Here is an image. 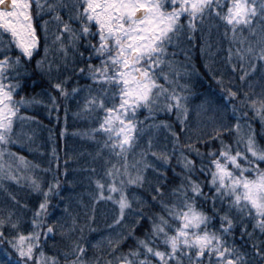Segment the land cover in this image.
<instances>
[{
    "label": "snow or ice",
    "instance_id": "obj_1",
    "mask_svg": "<svg viewBox=\"0 0 264 264\" xmlns=\"http://www.w3.org/2000/svg\"><path fill=\"white\" fill-rule=\"evenodd\" d=\"M38 19L44 48L33 67L40 44ZM73 22L79 26L73 27ZM213 29L217 33L223 29L229 41L226 65L231 66L230 76L240 73L237 88H226L223 76L217 75L214 57L223 49L222 41H213ZM197 43L206 74L226 93L219 99L189 86ZM84 51L89 53L87 61ZM93 56L99 63L91 62ZM80 63L86 67H78ZM70 65L78 78L91 81L73 86L71 93ZM35 73L56 94L21 95L29 80L33 88L38 86ZM70 95L80 97L75 115L95 117V127L82 133L97 143L94 156L89 153L91 164L85 161L80 169L91 200L84 223L63 200L59 218L53 219L52 199L64 192L59 176L42 179L32 171L38 165L11 150L32 139L35 118L21 114L25 106L44 103L50 112H58L60 101ZM229 108L232 115L226 123L221 114ZM141 110L143 120L138 118ZM160 113L174 114L180 133L159 119ZM254 119H259L264 135V0H0V188L19 208L0 209V251L7 254L0 264H60L61 257L64 264H100L98 257L88 258L83 236L85 227L94 223L100 202L114 206L108 228L115 236L109 238L107 255L115 260L105 264H264V239L257 236V231L264 236V167H260L264 146L258 143ZM209 126L211 134L201 131ZM161 132L166 133L163 143ZM193 132L195 140L189 135ZM181 133L186 137L182 146ZM225 133L233 136L232 142L225 141ZM213 140L220 147L209 146L206 156L196 147ZM191 153L195 156L190 158ZM52 155L59 172L55 148ZM100 160L104 162L98 172L95 164ZM43 172H52L51 160ZM200 174L203 180L196 178ZM61 175L73 184L66 166ZM4 181L27 183L39 203L29 208ZM145 184L151 201L139 203L159 208L147 217L129 195L131 187ZM217 217L219 228L214 223ZM144 219L150 231L135 238V246L126 253L117 254L123 241L135 237L134 231L125 232L121 226L135 229ZM236 228L241 239L247 236L245 245L250 242L251 251L236 244ZM58 231L73 239L67 248L49 255L45 246L52 240L55 247Z\"/></svg>",
    "mask_w": 264,
    "mask_h": 264
},
{
    "label": "trees",
    "instance_id": "obj_2",
    "mask_svg": "<svg viewBox=\"0 0 264 264\" xmlns=\"http://www.w3.org/2000/svg\"><path fill=\"white\" fill-rule=\"evenodd\" d=\"M63 18L67 19V14H63ZM43 19H48V17H43ZM40 23L41 20L38 19L36 21L35 26L37 27V30L39 32L40 36V44L37 49L38 54L34 57L32 61L33 67L35 66V60L40 59V57L43 55V48H44V34L42 31H40ZM181 23H184L182 20ZM78 22H73V27H78ZM207 27V26H205ZM94 30V29H93ZM200 33L197 32V40L199 39ZM244 35H247L245 32ZM212 38L213 41H216L219 39L222 41V53L219 57H214L216 64V70L217 75L223 76L224 79V86L227 87H233L237 88L240 85L239 80V71L237 73L230 76L231 73V66L226 65V57H227V49L229 46V41L224 39L223 36V29H220L219 33L213 29L212 32ZM81 50H83L81 46ZM89 53L87 51H84L83 53V59L85 61L88 60ZM71 52L69 55V60L71 61ZM76 61H80L81 57L79 56V53L76 54L75 57ZM92 63H99V60L93 56ZM191 64L193 66V73L191 76L190 81H188L189 86L193 88V90L199 94L203 95H209L213 96L216 99H219L221 95H225L226 93L221 92V86L217 83L215 79H213L210 75L206 74L205 69V61L201 58L200 50H199V44L197 43V46L193 49L192 52V59ZM78 67H86V64L80 63L78 64ZM69 75L70 80L68 83V91L71 93V88L73 86H84L86 83H91V81H86L83 77L78 78L77 75L72 73L71 65L69 67ZM255 80V78H253ZM33 80L37 82V87H32V81H28V85L26 88H23L21 90V95H24L26 97H33L37 96V98H40L38 94H40L43 91H51L53 94H56L54 90L50 89L47 80H42L39 73L33 74ZM255 91L259 92L260 87L259 84L255 85ZM83 95V94H82ZM16 99H19V96L16 97ZM80 97H77L76 99H72L71 95L67 101H60V108L57 112L55 109H52L51 112L49 111V108L44 104H33L25 106L22 110V115L34 117L35 119L31 121V128L30 132L32 135V139L25 143L23 146H13L12 151L17 152L18 155L24 156L31 164L38 165L39 167L32 170L40 174L41 178L45 175L48 176V178H51L52 176H59L62 187L64 189V192L61 196H56L52 199V205L53 208L50 210L53 213V219L59 218L60 212L62 211L64 204L60 203L62 200L68 203L69 205V211L79 217V223H84V216L85 212H89L90 214V208L87 207L91 204L90 196H89V190H88V182L86 179H84L83 175L80 172V169L85 166V161H88L89 164H91V161L93 159V156L97 150V143L93 141L92 139L88 138L87 136L82 135L85 131H90L92 127H95V117L89 119V118H82L75 113L79 111V104L78 100ZM65 107H67V113L65 112ZM195 114L193 113V116ZM225 122L227 123V117H230L232 115L231 108H229L227 113L221 114ZM252 113L249 110V116L251 117ZM138 118L140 120H143L145 118V113L143 110L140 111ZM158 118L162 120H167L169 123H171L176 130L177 133H180V124L179 121L175 120V115L172 114L171 116L167 114L160 113L158 114ZM232 123H235V120L232 121ZM253 126L255 129V132L257 133L258 137V143L260 146H264V135H261V127H260V121L259 119L253 120ZM63 130V137L61 136V131ZM202 132H206L211 134L212 128L211 126L203 128L201 130ZM166 135V133L161 132L159 135V139L161 143H163V138ZM189 135L192 136L193 140H195V137L197 133H189ZM99 139V137L97 138ZM207 140V137H205ZM186 137L183 133L180 134V141L181 146L185 142ZM225 141L226 142H232L233 136H228L225 133ZM212 147L215 150H218L220 145L218 141H208L207 144H196V147H198L201 152H203L206 156L208 147ZM233 148L235 149V144H232ZM55 148L56 154L59 155V172H57V162L55 160V157L52 155V150ZM169 150H171V137H169ZM139 151V149H137ZM89 153H92L93 156H90ZM190 158L192 156H195V153L189 154ZM132 156L129 155V159L131 160ZM113 162H115V157L112 158ZM51 160V167L52 172L45 174L43 172V169L49 167V161ZM103 160H100L95 164V167L97 168L98 172L102 171V164ZM197 163H199V158H197ZM172 164H176L175 157L172 160ZM65 166L67 167V172L69 179L73 181V184L70 186L68 182L64 181L63 173L65 171ZM260 167H264V164H261ZM176 171L180 172L181 169L179 166L176 167ZM169 175H171V169H169ZM196 178L203 180L204 177L202 174L198 175ZM4 185L7 187L8 191H11L15 193L17 198L22 202L26 203L29 208L33 207L34 205L38 204L39 201L36 198L34 193H31L29 187L27 186V183H23L21 185H17L15 183H12L11 181H4ZM46 186V184H45ZM94 187V185H93ZM205 191H207V188H205ZM130 197L133 199L134 203H136V206L138 208H142V210L145 213V217L151 212L159 211V208H152L147 203L141 205L139 201H151V195L147 190V184H145L144 188L140 187H131L129 192ZM71 196L72 199L70 201H67L66 198ZM167 198V197H166ZM114 206L111 205V202H108L107 204H104L103 202H100V207L97 209L95 214V221L91 224V228L85 227L84 229V240L88 242V258L98 257L100 259V264H105L106 260L113 259L114 257H109L107 253L110 251L109 248V238L115 236V232L110 230L108 228V224L111 223V216H112V208ZM0 209H16L19 210L17 205H14L12 201L8 198L7 193L4 189L0 188ZM28 215L30 216L31 213L28 212ZM131 218H127V220H130ZM126 220V224H127ZM78 223V227H79ZM215 227L219 228V218H216ZM212 227V225H210ZM122 230L125 232L128 231H134L135 237L128 238L119 247V253H126L130 247L135 246V238H143L146 232L150 231V225L147 219H144L141 221L139 225L135 227V229H132L130 227H126L124 225L121 226ZM248 230L252 231L251 223L248 225ZM7 231V229H5ZM79 231L75 233L76 236H79ZM257 236L260 239H264V236H260V234L257 231ZM235 238H236V244L245 246L249 251H251L250 248V242L245 245V241L247 240V236H245L243 239L240 238V231L239 228L235 229ZM56 241L55 247L52 246V240L48 241V244L45 246V252L49 255L55 254L57 249L64 250L70 245L71 240L73 239V236L71 234L68 235H62L59 231L54 237ZM232 237H229V240H231ZM83 242V241H82ZM93 245H96L93 247ZM161 249H163V245H160ZM6 252L0 251V260L5 259ZM60 264H64V260L61 257Z\"/></svg>",
    "mask_w": 264,
    "mask_h": 264
}]
</instances>
